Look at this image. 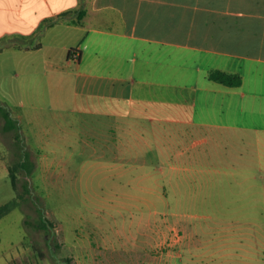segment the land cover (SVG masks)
<instances>
[{
  "label": "rangeland",
  "instance_id": "rangeland-1",
  "mask_svg": "<svg viewBox=\"0 0 264 264\" xmlns=\"http://www.w3.org/2000/svg\"><path fill=\"white\" fill-rule=\"evenodd\" d=\"M20 59L0 49V104L20 126L7 130L0 114V206L22 196L0 219V264H264L261 111L229 107L208 124L177 110L141 115L140 137L123 141L130 151L100 158L102 135L116 127L95 114L104 95L75 90L74 77L22 75L37 63ZM24 160L29 171L14 182ZM37 208L54 222L53 240L33 227Z\"/></svg>",
  "mask_w": 264,
  "mask_h": 264
},
{
  "label": "crops",
  "instance_id": "crops-1",
  "mask_svg": "<svg viewBox=\"0 0 264 264\" xmlns=\"http://www.w3.org/2000/svg\"><path fill=\"white\" fill-rule=\"evenodd\" d=\"M0 15L2 53L37 63L22 75L74 77L75 90L104 95L95 114L116 127L102 135L100 158L130 151L123 141L140 137L141 115L162 120L177 110L208 124L252 105L264 118V0H0ZM212 70L239 73L242 85L217 83Z\"/></svg>",
  "mask_w": 264,
  "mask_h": 264
},
{
  "label": "trees",
  "instance_id": "trees-1",
  "mask_svg": "<svg viewBox=\"0 0 264 264\" xmlns=\"http://www.w3.org/2000/svg\"><path fill=\"white\" fill-rule=\"evenodd\" d=\"M209 78L217 83L229 86V87H239L242 85L243 78L239 73H228L222 70H212L209 73ZM0 114L5 119V128L7 130H19L20 126L18 121L12 116V113L3 105L0 104ZM18 137V134H17ZM20 169L28 170V164L26 160L21 161L19 164H15L10 172L11 178L14 182L17 180V175ZM22 196L14 197L10 201L6 202L0 206V219L8 214H10L15 209L21 206ZM40 218L37 223L33 224V227L37 230H44L47 234H50L49 240H53L56 237L55 224L46 216V211L42 208H37ZM30 224L28 221L25 224ZM40 258H44V253L40 249H37ZM68 261V259H66ZM69 262V261H68ZM11 264H19L15 262H10ZM28 264V263H25ZM69 264V263H68Z\"/></svg>",
  "mask_w": 264,
  "mask_h": 264
}]
</instances>
